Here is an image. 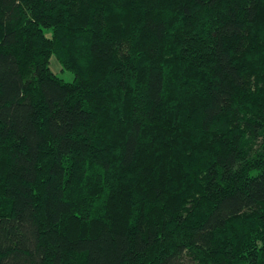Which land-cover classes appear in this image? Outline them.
Returning <instances> with one entry per match:
<instances>
[{
	"label": "trees",
	"instance_id": "trees-1",
	"mask_svg": "<svg viewBox=\"0 0 264 264\" xmlns=\"http://www.w3.org/2000/svg\"><path fill=\"white\" fill-rule=\"evenodd\" d=\"M0 264H264V0H0Z\"/></svg>",
	"mask_w": 264,
	"mask_h": 264
},
{
	"label": "rangeland",
	"instance_id": "rangeland-1",
	"mask_svg": "<svg viewBox=\"0 0 264 264\" xmlns=\"http://www.w3.org/2000/svg\"><path fill=\"white\" fill-rule=\"evenodd\" d=\"M51 69L65 80H72L74 78L73 72L63 69L58 59L53 55L50 60Z\"/></svg>",
	"mask_w": 264,
	"mask_h": 264
}]
</instances>
